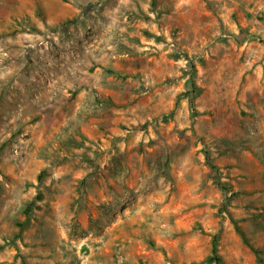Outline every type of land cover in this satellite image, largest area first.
<instances>
[{"label": "rangeland", "instance_id": "obj_1", "mask_svg": "<svg viewBox=\"0 0 264 264\" xmlns=\"http://www.w3.org/2000/svg\"><path fill=\"white\" fill-rule=\"evenodd\" d=\"M264 264V0H0V264Z\"/></svg>", "mask_w": 264, "mask_h": 264}, {"label": "trees", "instance_id": "obj_2", "mask_svg": "<svg viewBox=\"0 0 264 264\" xmlns=\"http://www.w3.org/2000/svg\"><path fill=\"white\" fill-rule=\"evenodd\" d=\"M211 254H212V257L209 258L208 261L214 262L215 264H221V260L217 253V247H216L215 241H213V244L211 247Z\"/></svg>", "mask_w": 264, "mask_h": 264}]
</instances>
